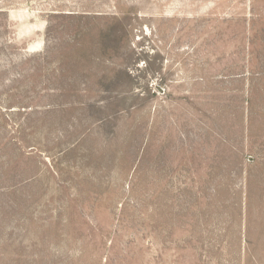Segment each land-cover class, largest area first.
<instances>
[{
    "label": "rangeland",
    "instance_id": "obj_1",
    "mask_svg": "<svg viewBox=\"0 0 264 264\" xmlns=\"http://www.w3.org/2000/svg\"><path fill=\"white\" fill-rule=\"evenodd\" d=\"M0 264H264V0H0Z\"/></svg>",
    "mask_w": 264,
    "mask_h": 264
}]
</instances>
